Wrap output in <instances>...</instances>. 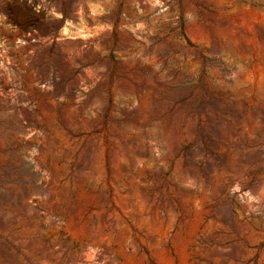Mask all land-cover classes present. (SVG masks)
<instances>
[{"label": "rangeland", "instance_id": "1", "mask_svg": "<svg viewBox=\"0 0 264 264\" xmlns=\"http://www.w3.org/2000/svg\"><path fill=\"white\" fill-rule=\"evenodd\" d=\"M0 264H264V0H0Z\"/></svg>", "mask_w": 264, "mask_h": 264}, {"label": "built area", "instance_id": "2", "mask_svg": "<svg viewBox=\"0 0 264 264\" xmlns=\"http://www.w3.org/2000/svg\"><path fill=\"white\" fill-rule=\"evenodd\" d=\"M7 60V62H8V64L10 65V63H11V61H10V58L8 57V58H6Z\"/></svg>", "mask_w": 264, "mask_h": 264}]
</instances>
